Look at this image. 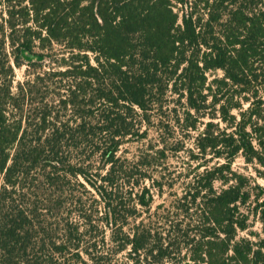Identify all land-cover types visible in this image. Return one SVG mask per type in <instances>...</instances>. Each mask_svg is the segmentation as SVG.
Returning a JSON list of instances; mask_svg holds the SVG:
<instances>
[{"label":"trees","instance_id":"obj_1","mask_svg":"<svg viewBox=\"0 0 264 264\" xmlns=\"http://www.w3.org/2000/svg\"><path fill=\"white\" fill-rule=\"evenodd\" d=\"M162 136L205 161L179 192ZM238 155L264 167V0H0V264H264Z\"/></svg>","mask_w":264,"mask_h":264},{"label":"rangeland","instance_id":"obj_2","mask_svg":"<svg viewBox=\"0 0 264 264\" xmlns=\"http://www.w3.org/2000/svg\"><path fill=\"white\" fill-rule=\"evenodd\" d=\"M25 70L26 67L23 66L21 68L15 69V75L16 80H23L25 76ZM215 77H222V73L220 71L217 72H211L208 74L209 80ZM244 107H247V105L244 104ZM233 113H236L235 111ZM207 121V119L205 120ZM215 123H218L220 128H225V125L219 121L218 118L214 120ZM203 128H200L202 130ZM193 137L195 136H162V138L167 139V147H166V158L163 160V167L162 171L165 173L168 178L174 179V185L171 192H179L180 187V181L183 180V175L186 173V171L191 170L198 164H203L205 162L204 160L196 159L192 160L189 158V151L192 149L193 146ZM158 140H160L159 136L154 132V129L152 128L149 132V136H147V139L141 140L132 144H125L121 151L120 156L130 157L133 155L137 148L143 149L145 147H157L161 146L160 143H157ZM177 151H174V149L179 148ZM206 161H209V165H213L217 160L210 159V155H207L205 157ZM232 168L235 172L246 176L250 179V185L251 187H254L255 185H259L260 187L264 188V167L260 166L257 162H251L247 163L244 158L241 155H238L236 159L234 160L232 164ZM179 176L178 178H176ZM168 179V180H169ZM172 182V183H173ZM216 188L222 187L220 183H215ZM169 189H166L164 191L163 199H168V193ZM257 193V190L251 191V199L246 204L245 207H243V211L246 212L245 214L248 215L249 220L247 223V229L243 232L239 233L240 237L248 238L250 240L256 241L258 238L262 237V225L259 222L258 215L254 214V195ZM159 198H157L156 203H160ZM108 236V235H107ZM109 257L104 259L106 261V264H144V261L140 258L137 260H132L128 257L127 253L121 252L117 253L115 255L108 254ZM161 264H174L172 262H162Z\"/></svg>","mask_w":264,"mask_h":264}]
</instances>
